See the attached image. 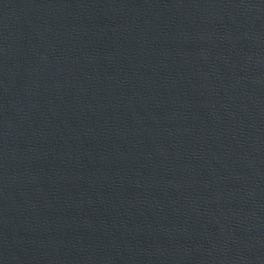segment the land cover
<instances>
[{"label": "water", "instance_id": "95a60500", "mask_svg": "<svg viewBox=\"0 0 264 264\" xmlns=\"http://www.w3.org/2000/svg\"><path fill=\"white\" fill-rule=\"evenodd\" d=\"M0 264H264V0H0Z\"/></svg>", "mask_w": 264, "mask_h": 264}]
</instances>
